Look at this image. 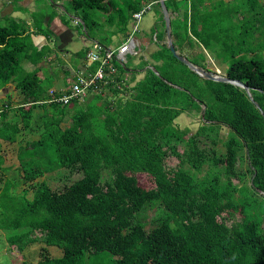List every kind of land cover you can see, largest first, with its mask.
Wrapping results in <instances>:
<instances>
[{
	"label": "trees",
	"instance_id": "trees-1",
	"mask_svg": "<svg viewBox=\"0 0 264 264\" xmlns=\"http://www.w3.org/2000/svg\"><path fill=\"white\" fill-rule=\"evenodd\" d=\"M115 2L76 7L89 28L91 10L112 6L106 20L126 32L146 2ZM164 2L176 51L205 70L209 59L226 66L250 95L191 71L161 42L163 30L140 79L114 60L103 94L48 102L35 72L20 75L25 49L14 42L23 40L0 27V89L15 81L21 96L15 109L0 107V139L38 136L17 145V169H0V245L21 264H264V1ZM11 111L16 121L6 120ZM182 113L199 115L194 132L176 125ZM60 169L81 176L62 190L40 179ZM139 174L152 186H139Z\"/></svg>",
	"mask_w": 264,
	"mask_h": 264
},
{
	"label": "crops",
	"instance_id": "crops-1",
	"mask_svg": "<svg viewBox=\"0 0 264 264\" xmlns=\"http://www.w3.org/2000/svg\"><path fill=\"white\" fill-rule=\"evenodd\" d=\"M76 1L77 0H0V27H9L15 30L18 35L17 39L23 40V44L16 41L14 42L15 45L19 44L23 50L25 49L24 57L19 66V71H21L20 74L35 72L44 86L47 83L50 84L47 87L48 94L51 89L57 92L64 91L69 87L74 78V74L77 71L86 69V53L83 56H79L78 53L86 49L87 52L94 43L101 44L106 48H115L124 43L131 34L134 38V49L136 54L129 53L127 56L138 55V64L141 62V59L151 61L150 53L157 47V44H148V39L138 41L134 36L137 31L132 34L128 26L126 32H121L114 21H107L106 17L112 12V6L108 11L91 10V14L89 15V23L91 24L89 28H86L81 18L83 11L76 7ZM115 4L122 6L123 0H118V2L116 0ZM116 5L115 7H117ZM153 5L156 6V2L147 0L146 6L141 10L145 9V12L149 9L148 7ZM159 9L161 11V7ZM135 13H133L130 18V20H132V28L134 22L133 15ZM79 24L80 28L78 27ZM75 30L80 34L82 46L79 50L72 51L67 49V46L74 43ZM88 34L93 36V38L89 37ZM164 37L165 39L161 41L162 43H166V32ZM116 38L119 39L118 45L111 46L110 43L112 39ZM142 45H144L143 48ZM23 46L26 48H23ZM210 63H212L213 67H216V69L218 68L214 61L209 59L208 69H213L209 67ZM146 68H150V66L147 65L143 69H136L137 75H144ZM141 76L138 77V79H140ZM0 91V107L3 103L11 101L13 104L9 110L15 109L17 107L15 103L21 99L19 91L15 87V81L9 82L6 86L1 88ZM103 93L104 92H102V94ZM68 105L71 107L72 103ZM16 115V113L11 111L6 117V120L11 122L16 121L18 119ZM37 137V134L28 132L24 134V136H19L17 141L13 144L0 139V155L4 160L2 165H0V169H2V167L17 169L19 166L16 154L17 145L27 140L36 139ZM13 158L15 159L14 161ZM4 247V249H7L6 246ZM7 252L9 253L8 255L4 253L5 255L2 254V256H0L1 260L3 257H6L10 259V264L22 263L23 257L16 249ZM16 256H19L22 261L16 262L17 260H15L14 262L12 257L17 259ZM2 263L6 264L7 261H2Z\"/></svg>",
	"mask_w": 264,
	"mask_h": 264
},
{
	"label": "rangeland",
	"instance_id": "rangeland-1",
	"mask_svg": "<svg viewBox=\"0 0 264 264\" xmlns=\"http://www.w3.org/2000/svg\"><path fill=\"white\" fill-rule=\"evenodd\" d=\"M146 3L147 1L144 0ZM264 1V0H263ZM118 2V0H117ZM145 3V4H146ZM149 9H147L145 12L142 13L141 19L138 23V29L137 32L134 34L135 38L139 40H144V39H148L149 43L152 44H156L155 42V38L154 36L156 35V33L158 32H163L164 30V22L161 16V11L159 9L156 8V6H151L148 7ZM132 20H129L128 22V28L130 29L129 31L132 32ZM1 24V23H0ZM118 38L116 39H112L111 41V46H116L118 45ZM82 46V40L80 38V34L75 30L74 33V43L72 45H68L67 49H70L72 51H77L80 49V47ZM144 47V45H142V48ZM155 47V46H154ZM138 55H128L127 56V63L126 65L128 66V68L132 69V68H136L138 69ZM211 62V61H210ZM210 68H213V70L217 72V69L220 71V75H223V71L225 69V67L223 65H221L220 67H218L216 69V67H213L212 63H210L209 65ZM139 74V73H138ZM21 75V74H20ZM142 75V74H141ZM140 75V76H141ZM139 75H136V79H138V77H140ZM143 76V75H142ZM141 76V77H142ZM50 85L49 83H47L45 86ZM199 115L196 113H190L185 114L182 113L180 114L177 119L175 120L176 125L180 128H188L190 130V132H194L197 127L199 126ZM226 129L222 128L221 129V133L222 135L226 134ZM28 136V135H27ZM26 139V137H25ZM15 159L13 158V161ZM174 164V158H169L168 160V165H173ZM81 176L80 173L77 172H71L68 169H60L51 173H47L45 174L43 177H41L40 179L45 180L49 186L52 189L55 190H62L65 186L69 185L71 182H73L74 180H76L77 178H79ZM136 179H137V183L139 186L143 187V188H149L150 186H152L153 182L151 180V178L148 175H144V174H139L136 175ZM21 186H19L18 189H20ZM31 191H29L28 196L31 197ZM151 214V213H150ZM264 225V223H263ZM3 243L0 245V256L5 255L4 253H7V255L9 254L7 251V249H4L5 247L2 246ZM36 248H38L37 245H35ZM55 248V247H54ZM51 248V255H57L58 252L57 250ZM17 259L14 257H12V260L15 262V260L18 261H22L21 258L19 256H16ZM7 261L6 264H10V259L3 257L2 260L0 259V264H3L2 261ZM23 262V261H22Z\"/></svg>",
	"mask_w": 264,
	"mask_h": 264
},
{
	"label": "built area",
	"instance_id": "built-area-1",
	"mask_svg": "<svg viewBox=\"0 0 264 264\" xmlns=\"http://www.w3.org/2000/svg\"><path fill=\"white\" fill-rule=\"evenodd\" d=\"M144 10L133 15L132 34L137 31ZM134 46V38L131 34L124 43L115 48H106L94 43L85 54L86 69L77 71L69 87L64 91L57 92L51 89L48 102L65 105L70 104L73 99L82 100L91 93H102L108 84L115 81L118 71L113 63L114 60L118 63H125L127 54H136ZM93 64L96 67L94 71H91L90 66ZM217 73L220 71L217 70Z\"/></svg>",
	"mask_w": 264,
	"mask_h": 264
},
{
	"label": "water",
	"instance_id": "water-1",
	"mask_svg": "<svg viewBox=\"0 0 264 264\" xmlns=\"http://www.w3.org/2000/svg\"><path fill=\"white\" fill-rule=\"evenodd\" d=\"M158 2H159V5L161 7L162 18L164 21V27H165V32H166V46L168 47V49L170 50L172 55L177 60L184 63L191 71H193L194 73H196L200 77L205 78V79L214 80V81H224V82L232 83L234 85L242 87L243 89H245V91L248 93V95H250L248 87L246 85H244L243 83H241L237 80L229 79L224 75H220L216 72V70L215 71L213 69L205 70V69H203L197 65H194L184 55H181L178 51H176V49L173 45V41H172L170 14H169L168 10L166 9L164 0H158ZM152 70H153V68H152ZM255 105H256V107H258V105L256 103H255Z\"/></svg>",
	"mask_w": 264,
	"mask_h": 264
}]
</instances>
